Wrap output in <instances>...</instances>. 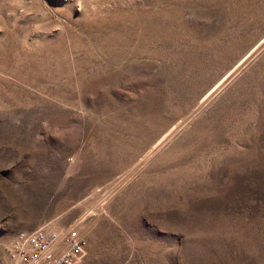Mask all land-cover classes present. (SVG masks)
<instances>
[{
	"label": "rangeland",
	"instance_id": "rangeland-1",
	"mask_svg": "<svg viewBox=\"0 0 264 264\" xmlns=\"http://www.w3.org/2000/svg\"><path fill=\"white\" fill-rule=\"evenodd\" d=\"M264 264V0H0V264Z\"/></svg>",
	"mask_w": 264,
	"mask_h": 264
},
{
	"label": "built area",
	"instance_id": "built-area-1",
	"mask_svg": "<svg viewBox=\"0 0 264 264\" xmlns=\"http://www.w3.org/2000/svg\"><path fill=\"white\" fill-rule=\"evenodd\" d=\"M82 240L73 228L20 231L9 252L13 264H73Z\"/></svg>",
	"mask_w": 264,
	"mask_h": 264
}]
</instances>
